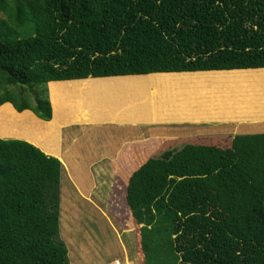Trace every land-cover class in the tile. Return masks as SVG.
Masks as SVG:
<instances>
[{
	"label": "trees",
	"instance_id": "1",
	"mask_svg": "<svg viewBox=\"0 0 264 264\" xmlns=\"http://www.w3.org/2000/svg\"><path fill=\"white\" fill-rule=\"evenodd\" d=\"M0 13V107L45 122L51 82L264 73V0H0ZM159 154L176 160L143 177L146 162L127 197L144 264H264V134ZM62 170L33 144L0 138V264H70Z\"/></svg>",
	"mask_w": 264,
	"mask_h": 264
},
{
	"label": "rangeland",
	"instance_id": "2",
	"mask_svg": "<svg viewBox=\"0 0 264 264\" xmlns=\"http://www.w3.org/2000/svg\"><path fill=\"white\" fill-rule=\"evenodd\" d=\"M0 16H2L1 13ZM231 72L233 71L200 75L187 73L191 75L181 77L140 76L117 80L114 84L98 85L96 87H93L91 82L51 84L49 92L53 99L55 118L47 127L39 125L32 114L24 113L16 116L22 128H19L18 131L13 128L15 132L12 134L9 128L12 129L13 127V116L15 114L11 108L4 107L0 112V131L5 130L4 136L24 135L31 140L41 137L42 132L48 136L49 134L53 135L57 123L63 119L65 112L74 113L78 110V113L83 114L85 109L91 106V101L88 102L86 107L82 100L85 97L89 100L90 95L94 96L93 99L101 96L102 90L100 88H108L109 91L115 92L114 94L130 92L132 96H137L136 99L140 100L141 106L148 108V110L162 108L165 111L177 107L178 105L174 104L180 102L184 97L179 96L180 101H178L174 100L172 96H168V94L182 89H187L189 92L195 91V95L196 92H199V98L196 100L192 99L190 101L191 99H188L185 102L182 100L184 104L180 103L181 109L186 107L190 110L204 109L209 114L208 119L247 118L250 117V114L257 115L259 112L264 111L254 110V107L264 103V73L257 74L254 73V70ZM91 88H97V91L91 94L92 92H89ZM77 100L78 104L76 103ZM70 102L76 107H72ZM181 113L180 117L184 118L186 115ZM195 117L198 119L199 116ZM218 129L216 126H210L208 131L218 133ZM198 132L203 131L192 133L190 130L187 133L195 135L199 134ZM106 133L114 136L115 131L112 128L109 132L99 130L90 137L81 136V143L77 145V151L84 154L87 150H91L93 143L96 147L107 144L109 141L106 140ZM52 135L47 139H43L40 146L54 150L51 146ZM237 135H243V133ZM152 148H154V145L149 144V152ZM68 156L73 161L75 154L71 152ZM146 160L147 166H145L146 171L143 177L151 175V172L159 169L165 163L176 159L133 157L130 159L129 165H123L122 167H119L121 164L118 161L116 163L118 165H113L106 159L92 168L93 178H91L90 193L82 192V190H86L88 185L87 176L84 173L78 176L76 170L72 171L73 169L65 172L62 180L60 236L68 248L70 264H116L115 261H119L120 264H129L127 256L132 254L128 252H131L133 248L131 247L129 251L128 245L133 246L135 237H137L136 234L140 232L141 226L132 220L133 216L128 210L126 183H128L132 172L142 167L143 162ZM117 170L121 171L117 172ZM76 177H79L78 183ZM67 203L73 204L68 205ZM63 214L68 216L66 224H64L67 227H64V229L62 227ZM130 230L135 231V236L130 234ZM125 246L128 249L127 254L123 253L121 249ZM133 253L135 254V251ZM132 257L134 263L139 261L136 255H132Z\"/></svg>",
	"mask_w": 264,
	"mask_h": 264
},
{
	"label": "crops",
	"instance_id": "3",
	"mask_svg": "<svg viewBox=\"0 0 264 264\" xmlns=\"http://www.w3.org/2000/svg\"><path fill=\"white\" fill-rule=\"evenodd\" d=\"M239 71V70H235ZM245 71V70H242ZM215 72H224V71H215ZM208 73V72H204ZM174 74H187V73H174ZM140 77V76H125V77H105V78H89L86 80H77V81H67V82H51V84H69L74 82H91L92 86L96 87L98 85L105 84H114L117 80H126L127 78ZM144 77V76H143ZM95 83V84H93ZM102 90V95L98 96L96 99H93V95L89 100L85 97L82 102L84 106L88 104L90 105L87 109H85L83 114L78 113V110L74 113L65 112L64 117L60 120L56 127L55 133L49 134L52 135L51 146L54 150L47 149L43 146H40V143L43 139H47L49 136L42 132L41 137H36L31 140L28 137L22 136H4V129L0 131L1 139H16V140H24L27 141L34 146L40 148L43 152H45L49 156H53L58 158L63 165L62 170V180L63 175L66 171L77 172L78 176L86 175L87 176V187L86 190H82L83 193H90L91 189V178H93V167L106 159L113 165H118L116 163L119 162L121 164L119 167L123 165H129L131 158H148L161 156L159 154L165 150H169L173 148L175 145H183L184 143L193 142L196 144H201L202 139L204 137L210 136H227L234 137L239 133H243V135H256V134H264V111L259 112L257 115L250 114V117L247 118H229V119H208L207 114L204 109H196L190 110L188 107L181 109L180 103L187 101L188 99L196 100L199 98V92L195 91L189 92L187 89H182L175 91L168 96H172L174 100H178L179 96H184L182 100L175 103L174 105H178L173 109H169L165 111L162 108L156 110L150 109L141 106L140 100L136 99L137 96H132L130 92H121V94H114L115 92L109 91L108 88H100ZM88 91V90H87ZM97 91V88L89 89L91 94ZM104 92V93H103ZM198 94V96H197ZM192 96V97H191ZM195 97V98H194ZM50 99H52L50 93ZM172 99V100H173ZM147 100V99H146ZM53 99L51 100L53 106ZM87 103H86V102ZM147 102V101H146ZM78 104V100L76 101ZM145 103V102H144ZM72 107H76L72 105ZM4 107H9L15 114L13 116V127L9 128L10 132L13 134L15 130L18 131L20 127V122L18 117L24 113H30L36 119V122L41 126L47 127L54 120V107H53V119L50 122H45L39 119L33 112L24 111L23 113H19L12 104L7 103L0 107V112ZM79 107V106H78ZM77 107V108H78ZM87 107V106H86ZM79 109V108H78ZM187 109H189L187 111ZM181 110L183 111L181 113ZM181 114H185L184 118L180 117ZM209 113V112H208ZM80 116V117H78ZM195 116H199L196 119ZM6 123V121H4ZM210 126H216L219 128V132H212L210 130ZM8 128V127H6ZM14 128V129H13ZM115 131L114 136L110 133H106V140L109 141L107 144H104L100 147H96L95 143H93L91 150H87L84 154L77 151V145L81 143V136L90 137L92 134H95L99 130ZM221 128V129H220ZM7 130V129H6ZM20 130V129H19ZM43 130V129H42ZM192 131H203L199 134H189L187 132ZM44 131V130H43ZM3 134V135H2ZM39 144V145H38ZM149 144L154 145L149 152ZM156 145V146H155ZM98 148V149H97ZM74 152L75 157L72 161L68 154ZM99 157V158H98ZM118 161V162H117ZM147 162H143L144 164ZM143 164V165H144ZM140 167V166H139ZM89 170H87V169ZM140 168L134 170L132 175L128 179V183H126V204L128 206V210L132 214V220L137 222L135 219V214L133 213L129 203H128V190L130 186V179L135 172H137ZM121 170H117L120 172ZM116 172V171H115ZM74 174V173H73ZM78 178L76 177V182L78 183ZM65 179V176H64ZM75 180V178H74ZM89 188V189H88ZM61 193H62V181H61ZM128 211V212H129ZM139 225V224H138ZM132 230H130L131 232ZM135 241L133 246L128 245V249L131 252H128L127 247H121L122 252L128 255L127 259H129V264H144V256L142 254V246H141V234L140 232L136 234ZM127 251V252H126ZM135 251V254L133 253ZM132 255H136L139 261L133 262L134 259ZM116 262V261H115ZM126 264V263H125Z\"/></svg>",
	"mask_w": 264,
	"mask_h": 264
},
{
	"label": "bare ground",
	"instance_id": "4",
	"mask_svg": "<svg viewBox=\"0 0 264 264\" xmlns=\"http://www.w3.org/2000/svg\"><path fill=\"white\" fill-rule=\"evenodd\" d=\"M116 264H120V262L119 261H116Z\"/></svg>",
	"mask_w": 264,
	"mask_h": 264
}]
</instances>
